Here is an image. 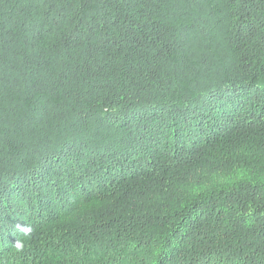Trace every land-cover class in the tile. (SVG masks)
Here are the masks:
<instances>
[{
	"label": "trees",
	"instance_id": "obj_1",
	"mask_svg": "<svg viewBox=\"0 0 264 264\" xmlns=\"http://www.w3.org/2000/svg\"><path fill=\"white\" fill-rule=\"evenodd\" d=\"M149 246L264 264V0H0V264Z\"/></svg>",
	"mask_w": 264,
	"mask_h": 264
},
{
	"label": "rangeland",
	"instance_id": "obj_2",
	"mask_svg": "<svg viewBox=\"0 0 264 264\" xmlns=\"http://www.w3.org/2000/svg\"><path fill=\"white\" fill-rule=\"evenodd\" d=\"M159 177H161L160 171H153V172H150V175L144 174L140 178L141 179L142 178L155 179V178H159ZM133 181H135V179L134 180L124 181L123 187H127L129 185V183H131ZM107 191H109V190H107ZM96 197H97V195H95L94 197L91 198V199H93V200H90L92 202H87V201L80 202L76 206L78 209L74 208L76 210L73 209V211L71 213L65 214L64 219L60 220L57 224H55L53 226L52 225H49V226L47 225V227L43 231L42 235L45 234V232L48 230L49 227H50L49 230L51 229V231H54V232L57 231L59 229V225L64 224L63 222L76 224L80 220H82V223H83L85 218L88 219L91 216V214L89 213V209H92L94 211L95 208L98 209L99 207L102 206V204L97 203L99 201H96V199H97ZM101 201H102V199H101ZM56 218L57 217H55V219ZM61 221H63V222H61ZM98 249H100V248H98ZM158 249L159 248H152V246H149L148 248H139L138 251H137L136 248H128V251H126V252H125V249H119V251H115V252L114 251H108L107 253H103V254L99 253V251L101 249L97 250V252H92V251L88 252L87 249H86V250L82 251L83 254L81 252L78 257L80 258L81 255L84 256L86 253H88V255H89V253H90L91 254V259L93 260V261H90V262H94V259H96L101 254L102 256L101 257L99 256L100 257L99 260L103 259V261H105V262L102 261V263H104V264H114V261L119 262V264H151V263H149L150 261L154 262V261L157 260V257H158V254H159L158 253ZM131 252L134 253V255H131ZM135 252H136V254H135ZM2 260H4V261L6 260L7 262H10L11 261L10 255L9 254H5V257L2 258ZM100 262L101 261H99V264H100ZM152 264H154V263H152ZM160 264H166V263L161 260ZM209 264H211V263H209Z\"/></svg>",
	"mask_w": 264,
	"mask_h": 264
},
{
	"label": "clouds",
	"instance_id": "obj_3",
	"mask_svg": "<svg viewBox=\"0 0 264 264\" xmlns=\"http://www.w3.org/2000/svg\"><path fill=\"white\" fill-rule=\"evenodd\" d=\"M17 228L19 229V231H21L25 236H29L32 232V228L30 225H26V226H21V225H17ZM14 246V250L17 253L23 252L24 247H25V243L19 239H17L16 243L13 245Z\"/></svg>",
	"mask_w": 264,
	"mask_h": 264
}]
</instances>
